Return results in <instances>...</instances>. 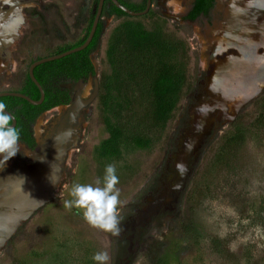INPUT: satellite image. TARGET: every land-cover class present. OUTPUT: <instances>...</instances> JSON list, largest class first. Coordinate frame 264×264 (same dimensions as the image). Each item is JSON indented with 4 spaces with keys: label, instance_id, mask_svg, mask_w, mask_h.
Instances as JSON below:
<instances>
[{
    "label": "rangeland",
    "instance_id": "obj_1",
    "mask_svg": "<svg viewBox=\"0 0 264 264\" xmlns=\"http://www.w3.org/2000/svg\"><path fill=\"white\" fill-rule=\"evenodd\" d=\"M121 1L136 11L145 5ZM97 2L0 0V32L22 19L11 45L2 47L0 91H24L33 60L78 43ZM191 2L155 0L142 15L101 17L102 34L90 54L94 73L82 91L89 102L74 117L45 201L8 233L0 226V264H97V251L109 253L108 264H264V125L245 118L235 157L224 137L233 118L250 111L264 91V12L247 22L242 38H232L215 13L226 11V0H218L211 24L184 19ZM132 27L159 45L134 44ZM239 46L254 48L252 57ZM165 69L184 81L176 107L162 118L154 88ZM102 77L108 88L101 92ZM57 84L72 91L66 78ZM64 112L59 105L39 115L32 126L37 144L54 134ZM37 161L20 143V151L0 164V178L5 171L29 172ZM108 164L119 177V235L63 207L74 182L102 178ZM180 222L191 223L193 235H183ZM212 236L222 238V253L213 250ZM121 240L127 248L116 260Z\"/></svg>",
    "mask_w": 264,
    "mask_h": 264
},
{
    "label": "trees",
    "instance_id": "obj_2",
    "mask_svg": "<svg viewBox=\"0 0 264 264\" xmlns=\"http://www.w3.org/2000/svg\"><path fill=\"white\" fill-rule=\"evenodd\" d=\"M145 1L146 0H144V2ZM154 1L155 0H152L151 4ZM119 2L128 7L123 1L119 0ZM214 5L215 0H192L190 8L183 17L184 19L191 21L204 17L207 21H210L211 11ZM104 14H108L110 16H130L120 8L116 7L111 0H104L101 17ZM92 20L93 19H91L88 24L87 34ZM102 28L103 26L100 18L92 40L84 49L70 53L58 59L46 61L34 68V76L44 90V98L40 104H32L17 96H0V101L6 103V110L14 115L16 120L15 125L21 130L20 141H24L32 147L35 146L36 142L32 128L35 120L42 112L58 103L68 100V91L65 88L59 87L57 84V80L60 77L72 81L79 79L85 80L94 73V67L90 59V54L97 46L102 34ZM87 34L78 43L71 45L66 49L82 43ZM130 38L136 45H159L155 40L157 38L151 36L148 32L139 30L135 27H132L130 30ZM183 81L184 79L182 74L172 75L169 69H165L159 74L154 88L155 110L158 116L163 118V116L168 115L176 107ZM106 83L107 81L102 77L100 83L101 92L107 90L108 85H106ZM22 92L34 100H37L40 95L37 86L30 80L29 77L27 87ZM251 106L250 111L236 115L230 122L228 130L225 132V142L230 145V147H228L230 150L229 154L233 150L231 153L233 157H235L234 151L236 150V147L243 143L239 128L242 127L241 124L244 123L245 118L253 117V121L256 122L257 126L263 127L264 125V91L252 101ZM180 230L185 236L193 235L194 231L192 224L189 222H180ZM126 243V240L118 242L116 260L121 258L126 251ZM209 243L216 253H222L225 244L221 237L212 236L209 239Z\"/></svg>",
    "mask_w": 264,
    "mask_h": 264
},
{
    "label": "flooded vegetation",
    "instance_id": "obj_3",
    "mask_svg": "<svg viewBox=\"0 0 264 264\" xmlns=\"http://www.w3.org/2000/svg\"><path fill=\"white\" fill-rule=\"evenodd\" d=\"M226 1H227L226 11L215 12V9L217 8V5H218L217 4L218 0H215V5L211 11L210 21H207L204 17H202V19H204L208 24L209 23L211 24V22H213V18L217 15V14L216 15L214 14L218 13L220 16H222V19L224 20V23H225L224 33L226 34V36L232 37V38H242V36L244 35H241L240 32L244 27H246L247 22L255 18L260 13L264 12V0H250L249 2H245V0L244 1L241 0L243 3L236 4V5L234 4V2H232V0H226ZM224 4L225 2L222 1L221 5H224ZM16 19H18V17ZM12 23H14V21L8 22L7 24L1 27L0 57L2 58H5L2 47H5L4 43H7L10 39V32H11L10 25ZM229 45H234V44L231 42L229 43ZM237 48L243 52L244 54L243 56L245 58L252 57L249 52H252L254 48H252L251 50L243 49V47L241 46ZM85 80L83 79H79L75 81L70 80V82H72L73 84V87H72V91L68 92L69 93L68 100L62 103H58L52 106L51 108H49V109H52L53 107L64 105L65 112L62 115L58 128L46 142H44L41 145L36 143V145L32 147L28 145L26 142L20 141V143H22L27 148L28 152L32 154L33 156H35L38 160L34 166H31L32 168L29 170V172L18 173L17 170H13V171H5L1 174L0 192L3 191L4 189L5 194L0 197V200L5 199L4 200L5 202L4 204L3 202H1L2 207H0V226H2V228H4V230L7 233H8V230H10V228L15 226V224H17V222L23 217L21 216L17 218V220L14 221V219L16 218V215H15V209L13 207V204L17 198V195L25 192L28 189L26 180L30 176H32V174H35L39 169L52 168V167L55 168V160L58 159L62 155L61 154L58 157L61 149H63L64 151L65 142L70 135L71 124L74 121V117L78 114V112L84 106L83 105L81 107L82 102L85 101L82 98V94H83L82 91L85 86ZM10 162L11 161H9V163ZM13 162H15V159H12V163ZM49 170L50 169H48V173L50 172ZM44 183H45V180L43 182H38V186L33 187V190H32L33 197L38 195L39 188ZM51 184L52 183L49 184L48 189Z\"/></svg>",
    "mask_w": 264,
    "mask_h": 264
},
{
    "label": "clouds",
    "instance_id": "obj_4",
    "mask_svg": "<svg viewBox=\"0 0 264 264\" xmlns=\"http://www.w3.org/2000/svg\"><path fill=\"white\" fill-rule=\"evenodd\" d=\"M6 108V103L0 101V164H6L20 151L21 130L13 124L15 117ZM177 169L182 172L186 170L179 163ZM118 184L116 165L108 164L102 178L97 177L92 183L74 182L69 193L71 199L63 200V207L68 210L75 207L92 227L119 235ZM92 259L97 264H108L110 256L107 251H97Z\"/></svg>",
    "mask_w": 264,
    "mask_h": 264
},
{
    "label": "water",
    "instance_id": "obj_5",
    "mask_svg": "<svg viewBox=\"0 0 264 264\" xmlns=\"http://www.w3.org/2000/svg\"><path fill=\"white\" fill-rule=\"evenodd\" d=\"M111 1L113 2V4L116 7L120 8L125 13H127L129 15H133V16L145 14L149 10V8L151 7V2H152V0H146L145 1V7L142 10L136 11V10H132V9L124 6L121 2H119V0H111ZM103 4H104V0H98L96 10H95V14H94L89 32H88L87 36L85 37V39L82 43H80V44H78L72 48H68L66 50H63L61 52L35 59L29 64L28 70H27L28 77L37 86L39 93H40L39 98L37 100L30 98L29 96H27L23 92L15 91V90L0 91V96H7V95L17 96V97H21V98L27 100L28 102H30L32 104H40L44 98V90H43L41 84L38 82V80L34 76V73H33L34 68L37 65L44 63L46 61L58 59V58H61L65 55H68L70 53L84 49L90 43V41L93 38L97 24L99 22V19L101 18ZM20 22H22V19L20 18V16H18V19H16L15 22L10 25V30H11L10 39L7 43H4V46H9L12 42V38L16 37L15 36V30L17 28L18 23H20ZM94 89L95 90L92 94V97L96 94L97 86H95ZM88 101L89 100L83 101L81 104V107L83 105H85ZM15 122H16V120L13 121L14 125H15ZM62 153H63V149H61L58 157ZM48 169H50L49 173H48ZM55 177H56V170L54 167H52V168L39 169L35 174H32V176H30L26 180L28 189L25 192L18 194L17 198L13 204V207L15 209V215H16V218L14 219V221L17 220V218L30 213L31 211H33L35 208H37L40 204H42L45 201V199L47 197L48 186L50 183H52L54 181ZM44 180H45V183L42 184L41 187L39 188L38 195L33 197L32 196L33 187L38 186V182H43ZM3 240H4L3 236L0 237V243Z\"/></svg>",
    "mask_w": 264,
    "mask_h": 264
}]
</instances>
